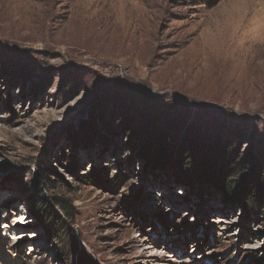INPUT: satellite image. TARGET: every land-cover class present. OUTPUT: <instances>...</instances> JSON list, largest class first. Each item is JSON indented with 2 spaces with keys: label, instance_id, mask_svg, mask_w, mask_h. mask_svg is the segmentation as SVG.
<instances>
[{
  "label": "rangeland",
  "instance_id": "1",
  "mask_svg": "<svg viewBox=\"0 0 264 264\" xmlns=\"http://www.w3.org/2000/svg\"><path fill=\"white\" fill-rule=\"evenodd\" d=\"M223 151L264 169V0H0V264H264Z\"/></svg>",
  "mask_w": 264,
  "mask_h": 264
},
{
  "label": "trees",
  "instance_id": "2",
  "mask_svg": "<svg viewBox=\"0 0 264 264\" xmlns=\"http://www.w3.org/2000/svg\"><path fill=\"white\" fill-rule=\"evenodd\" d=\"M190 5H205L208 8H212L216 6V4L219 2V0H187ZM161 139H163L161 142H158L157 136L154 138V142H149V146L146 148V154L149 153H156L157 154V160L156 164L161 166L163 160L168 156V151L165 147V141L169 139L168 134H165L164 132L160 134L159 136ZM158 146L156 151H154L155 146ZM154 151V152H153ZM183 154H187L186 158L182 160V153L179 154L178 159H176L175 164L177 166L181 167L182 169L187 167L186 172L187 176L189 178H192L193 180H196L198 182H201V180H204L206 176L208 175V170L211 167V162L209 160L203 161V157L190 154V151L187 153L184 152ZM236 159H234L233 156H231L226 151H223L221 163H219V167H216V174L214 177L210 178L209 183L212 185L213 188H215L217 191L220 192L221 197H228L229 195H234V193L237 191L240 198L242 199V204L245 205L248 210L252 213L259 210L261 212L262 209H264V169L261 163L255 161L252 168L249 170V175L243 179V181L240 183V186L238 188H234L231 184V180L234 178L239 177L240 175L247 172L248 163L247 161H242L241 163L237 164L235 162ZM184 161V162H182ZM181 169V170H182ZM185 170V169H183ZM48 173V170L46 169H38V174L42 179H46L47 182H50L51 189H55L57 183L51 182L46 174ZM37 190L40 191V188L37 186ZM234 191V192H233ZM236 194V193H235ZM37 202L35 203L34 210L39 212V216H41L42 221H45L46 219H50L51 217H54L55 220H57L56 213L53 210L52 204L44 197H41L40 195L36 196ZM54 206L59 207L61 211H63V216H65L67 219L70 218V215H68V207L67 204L64 201L54 199L52 200ZM54 220V221H55ZM56 225V223H54Z\"/></svg>",
  "mask_w": 264,
  "mask_h": 264
},
{
  "label": "bare ground",
  "instance_id": "3",
  "mask_svg": "<svg viewBox=\"0 0 264 264\" xmlns=\"http://www.w3.org/2000/svg\"><path fill=\"white\" fill-rule=\"evenodd\" d=\"M108 50V49H107ZM112 50V49H111ZM113 52V51H112ZM107 53V52H106ZM7 229H8V227H6ZM11 240L13 241L10 245H13V246H15L16 245V243H18L19 242V237H17V236H12V238H11ZM2 240H1V238H0V249H1V247H2ZM167 258H168V260H167V263L166 264H174V259H173V257H170V256H166ZM14 261H15V259H13V263H14ZM16 264H18V261H16Z\"/></svg>",
  "mask_w": 264,
  "mask_h": 264
}]
</instances>
